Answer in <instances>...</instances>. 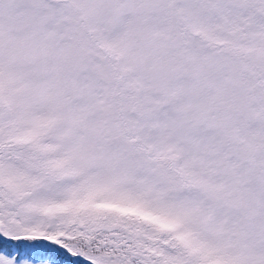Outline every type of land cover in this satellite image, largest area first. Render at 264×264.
Listing matches in <instances>:
<instances>
[{"label":"snow or ice","instance_id":"1","mask_svg":"<svg viewBox=\"0 0 264 264\" xmlns=\"http://www.w3.org/2000/svg\"><path fill=\"white\" fill-rule=\"evenodd\" d=\"M0 264H264V0H0Z\"/></svg>","mask_w":264,"mask_h":264}]
</instances>
